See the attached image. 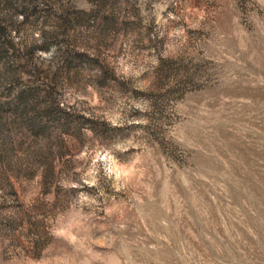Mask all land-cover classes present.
Returning a JSON list of instances; mask_svg holds the SVG:
<instances>
[{"label":"rangeland","instance_id":"rangeland-1","mask_svg":"<svg viewBox=\"0 0 264 264\" xmlns=\"http://www.w3.org/2000/svg\"><path fill=\"white\" fill-rule=\"evenodd\" d=\"M0 264H264V0H0Z\"/></svg>","mask_w":264,"mask_h":264}]
</instances>
